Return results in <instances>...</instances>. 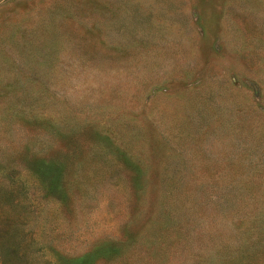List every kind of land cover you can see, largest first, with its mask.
<instances>
[{"label": "rangeland", "instance_id": "obj_1", "mask_svg": "<svg viewBox=\"0 0 264 264\" xmlns=\"http://www.w3.org/2000/svg\"><path fill=\"white\" fill-rule=\"evenodd\" d=\"M0 264H264V0H0Z\"/></svg>", "mask_w": 264, "mask_h": 264}]
</instances>
